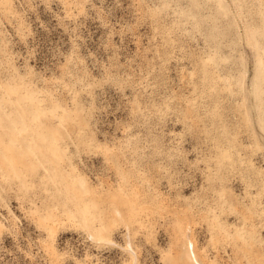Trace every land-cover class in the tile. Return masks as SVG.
I'll use <instances>...</instances> for the list:
<instances>
[{
    "label": "rangeland",
    "instance_id": "1",
    "mask_svg": "<svg viewBox=\"0 0 264 264\" xmlns=\"http://www.w3.org/2000/svg\"><path fill=\"white\" fill-rule=\"evenodd\" d=\"M0 264H264V0H0Z\"/></svg>",
    "mask_w": 264,
    "mask_h": 264
},
{
    "label": "bare ground",
    "instance_id": "2",
    "mask_svg": "<svg viewBox=\"0 0 264 264\" xmlns=\"http://www.w3.org/2000/svg\"><path fill=\"white\" fill-rule=\"evenodd\" d=\"M191 247L193 246L192 242H190ZM195 260V259H194Z\"/></svg>",
    "mask_w": 264,
    "mask_h": 264
}]
</instances>
